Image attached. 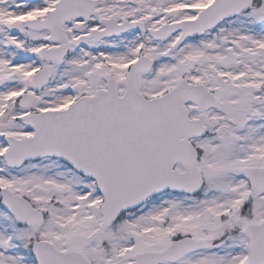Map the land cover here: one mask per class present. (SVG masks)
I'll use <instances>...</instances> for the list:
<instances>
[{
    "label": "snow or ice",
    "instance_id": "obj_1",
    "mask_svg": "<svg viewBox=\"0 0 264 264\" xmlns=\"http://www.w3.org/2000/svg\"><path fill=\"white\" fill-rule=\"evenodd\" d=\"M0 264H264V0H0Z\"/></svg>",
    "mask_w": 264,
    "mask_h": 264
}]
</instances>
